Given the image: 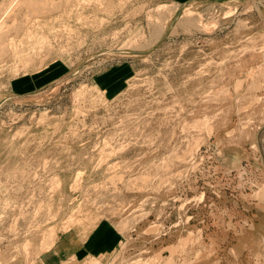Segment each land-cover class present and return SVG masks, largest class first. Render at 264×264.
I'll use <instances>...</instances> for the list:
<instances>
[{
	"label": "rangeland",
	"instance_id": "1",
	"mask_svg": "<svg viewBox=\"0 0 264 264\" xmlns=\"http://www.w3.org/2000/svg\"><path fill=\"white\" fill-rule=\"evenodd\" d=\"M0 36V264L104 220L128 235L90 264H219L233 216L264 235V0H0Z\"/></svg>",
	"mask_w": 264,
	"mask_h": 264
},
{
	"label": "crops",
	"instance_id": "2",
	"mask_svg": "<svg viewBox=\"0 0 264 264\" xmlns=\"http://www.w3.org/2000/svg\"><path fill=\"white\" fill-rule=\"evenodd\" d=\"M57 70L58 69H51L38 76L35 75L32 78H29L26 75L18 76L12 81L11 89L14 94L19 95L36 91L47 82H52L56 75L62 72H58ZM226 223L239 225L237 234L240 236H238V238L240 237V240L248 238L249 241L241 251L238 250V248L241 247L239 244L241 243L240 240L237 239V244H229L230 233H232L229 229L236 226L232 225L231 227L228 225L225 232L226 237L222 245L225 246L227 256L221 257L217 260V262L219 264H243L241 257L244 254H247L248 250L251 255L253 254L252 250L256 245H259V247H263L264 245L263 234L258 237L254 236L256 227H259L262 221L253 217H240L236 220L235 216H233L227 220ZM105 224L112 228H108ZM253 224H255V226H253ZM111 230L116 232V236L111 232ZM127 235L128 230H120L116 222L111 220L100 221L85 235L77 237L79 241V246L77 248H74L72 251H68L69 249L64 246V244L67 243L65 241L68 239V236L66 240L56 244L55 249L51 251L49 257L41 262L42 264H90L89 262L94 259L100 258V260H102L105 257L114 254L120 248ZM112 239H114V242L111 243Z\"/></svg>",
	"mask_w": 264,
	"mask_h": 264
},
{
	"label": "bare ground",
	"instance_id": "3",
	"mask_svg": "<svg viewBox=\"0 0 264 264\" xmlns=\"http://www.w3.org/2000/svg\"><path fill=\"white\" fill-rule=\"evenodd\" d=\"M3 26V25H2ZM0 38H1V36H0ZM264 142V141H263ZM263 190H264V188H263ZM264 192V191H263Z\"/></svg>",
	"mask_w": 264,
	"mask_h": 264
},
{
	"label": "built area",
	"instance_id": "4",
	"mask_svg": "<svg viewBox=\"0 0 264 264\" xmlns=\"http://www.w3.org/2000/svg\"><path fill=\"white\" fill-rule=\"evenodd\" d=\"M247 225V224H246Z\"/></svg>",
	"mask_w": 264,
	"mask_h": 264
}]
</instances>
